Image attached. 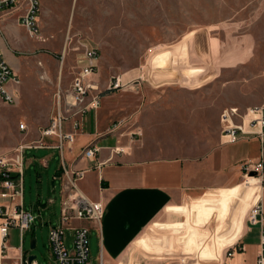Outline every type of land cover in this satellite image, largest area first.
<instances>
[{
    "label": "rangeland",
    "instance_id": "obj_1",
    "mask_svg": "<svg viewBox=\"0 0 264 264\" xmlns=\"http://www.w3.org/2000/svg\"><path fill=\"white\" fill-rule=\"evenodd\" d=\"M40 5L39 38L28 39V44L38 48L35 53L27 50L23 62L31 91L19 104H10L0 96V149H6L1 153L19 146L17 142L27 134L20 130L21 123L28 125V133L32 132L29 124L41 126V130L47 128L56 112V95L61 93L64 98L69 92L77 71L76 57L87 47L101 51L100 69L94 81L104 91L103 96H111L113 103L119 105V118L133 117L144 127L142 114L149 111L145 121L158 120V138L184 156H203L219 147L221 115L231 108L223 107L230 101L222 100L227 93L229 100L241 97L240 90L248 78L254 79L258 87L255 98L264 99V0H40ZM185 41L186 55L171 65L173 74L154 64L157 55L174 51ZM16 75L24 80L22 74ZM112 78H120L125 90L107 91ZM11 84L9 81L6 86ZM241 101L246 103L245 99ZM206 104L214 106L201 110L199 106ZM111 143L113 138L108 141ZM47 157L56 163L61 161L60 151L53 149L32 148L24 155L26 210H31L38 200L45 204L50 199L55 201L53 209L42 215L36 211L38 219L25 236L23 251L26 257L37 256L38 264L49 263L48 227L56 223L51 216L57 214L62 201L61 189L52 185L54 167L47 175V169L40 164ZM256 166L257 163L243 166V183L255 177L263 185ZM193 201L187 199L184 206ZM185 220L171 215L161 222ZM218 224L210 222L205 232L214 233ZM156 233L162 236L171 231ZM33 240H37V248L31 250ZM8 245L21 247L18 229L11 228ZM138 254L140 263L148 264H185L192 258L182 248L158 256ZM153 257L162 259L155 262L150 259ZM10 262L16 264V260Z\"/></svg>",
    "mask_w": 264,
    "mask_h": 264
},
{
    "label": "crops",
    "instance_id": "obj_2",
    "mask_svg": "<svg viewBox=\"0 0 264 264\" xmlns=\"http://www.w3.org/2000/svg\"><path fill=\"white\" fill-rule=\"evenodd\" d=\"M26 6V2L22 1L13 9L0 13V50L14 72L22 74L24 79L19 85L12 83L7 86L18 104L31 91L29 80L24 75L26 51L35 53L38 48L37 45L28 44V39L32 37L21 23ZM187 48L185 41L174 51L168 50L157 55L154 64L166 73L173 74L174 68L171 65H176L177 59L186 55ZM253 81L254 79L248 78V83L242 85L241 97L237 96L239 100L236 97L229 100L227 93L222 101L230 102L223 107H237L244 113L248 108L264 105V99L255 98V89L258 87ZM103 93L99 108L84 115L75 142L71 145L65 144L63 150L57 147L56 138L43 137L42 127L36 124H29L31 133H28L27 125V134L17 142L19 146L25 147L24 155L26 150L32 148L60 151V163H56L52 157L42 158L40 161L47 169V175L54 167L52 185L54 189L60 188L62 192L57 214L52 213L51 216L56 223L48 227L49 233L52 226L61 224L63 205L73 193L69 188V177L64 173L66 165L71 169L86 171L84 179L78 184L79 192L91 201L102 202L105 206V215L100 226L73 219L70 227L65 230L66 244L71 247L73 228L89 227V264H148L140 263L138 253L158 256L178 248L192 254V258L185 261V264H258L260 255L264 256L260 243L261 227L250 225L248 215L259 199L264 209V137L226 144L221 135L220 145L215 151L198 157L184 156L176 147L166 145L158 138V120L152 123L145 121L149 119V111L142 114L144 127L138 125L142 128V137L131 140L127 131L122 135L108 134L113 123L121 119L130 118L133 123L137 121L133 117L119 118V105H115L112 97L103 96ZM213 106L206 104L199 107L202 110ZM52 111H55L54 104ZM1 122L0 118V125ZM67 130L71 131L70 124L67 125ZM110 138H113L114 143L108 144ZM40 140L47 147H33ZM91 145L100 148L96 157L82 158L83 149ZM119 146L123 147L124 153L115 152ZM5 150L0 149V155L5 154L1 153ZM259 162H263V185L260 186V180L255 177H249L243 183V166ZM43 177L42 175L41 179ZM187 199L195 201L184 206ZM54 202L50 199L45 204L38 200L35 205H31L29 211L35 215L37 211L42 215V212L53 209ZM23 206L25 208L24 202ZM231 207L233 211L225 226ZM171 215L184 217L186 220L161 222L165 216ZM213 221L219 222L214 233H206L209 223ZM31 227L24 232L22 240L19 232L22 250L10 247L4 264H10L12 260L19 262L21 254L25 264L33 256L29 254L26 257L23 251L25 236ZM159 230L171 231V234L159 236L156 233ZM33 243L35 248H32ZM36 248L37 240H33L31 250ZM231 249H235V254L228 257ZM150 259L157 262L162 258ZM48 264H55L51 251Z\"/></svg>",
    "mask_w": 264,
    "mask_h": 264
},
{
    "label": "built area",
    "instance_id": "obj_3",
    "mask_svg": "<svg viewBox=\"0 0 264 264\" xmlns=\"http://www.w3.org/2000/svg\"><path fill=\"white\" fill-rule=\"evenodd\" d=\"M21 0H0V13L13 9ZM27 4L26 12L21 17L22 25L29 32L30 37L39 38L40 35V0H24ZM65 54V53H64ZM61 56L62 63L65 55ZM101 51L98 47H87L76 57L77 71L73 77L69 92L62 97L57 96V108L50 124L42 131L43 137L57 139V147L63 150L65 144L75 142L81 129L82 118L91 111L98 109L101 104L100 85L94 81V77L100 69ZM11 81L19 85L21 80L5 60L0 50V96L10 104H16V97L7 89L6 84ZM124 84L120 78H112L107 91L123 90ZM63 100V102H62ZM239 120V121H238ZM239 122V123H238ZM71 125V131L67 125ZM222 138L226 144H234L248 138L264 137V108L252 107L241 113L237 107L225 109L221 115ZM20 130L26 131L27 126L20 124ZM129 133L131 140H136L143 135L142 128L133 123L130 118L121 119L113 123L108 134ZM33 147L43 148L47 145L37 141ZM24 146L0 155V264L8 258L10 246L8 237L11 228H16L21 234V240L27 231L38 219L23 206V178H24ZM100 151L95 145L83 149L82 158L93 159ZM116 153H124L123 147L115 149ZM259 173L262 174L263 162L257 163ZM64 173L69 177V188L73 193L69 196L62 208V221L59 226H52L49 233V245L55 264H89L90 261V229L87 226L73 228V244L69 247L65 240V230L69 228L70 221H88L100 226L104 215L105 206L102 202L88 199L79 192L78 184L84 179L86 171L71 169L64 165ZM248 222L252 226L261 227V247L264 250V209L260 199L251 208ZM20 250H22L20 248ZM231 249L228 257L235 254ZM18 261V259H17ZM22 262V254L19 262ZM30 264V263H25ZM31 264H37L36 261ZM258 264H264V256L260 255Z\"/></svg>",
    "mask_w": 264,
    "mask_h": 264
},
{
    "label": "water",
    "instance_id": "obj_4",
    "mask_svg": "<svg viewBox=\"0 0 264 264\" xmlns=\"http://www.w3.org/2000/svg\"><path fill=\"white\" fill-rule=\"evenodd\" d=\"M252 175H256V173H253ZM32 248H35L34 243L32 244ZM34 260H36V256H32L29 258L28 263H32Z\"/></svg>",
    "mask_w": 264,
    "mask_h": 264
}]
</instances>
